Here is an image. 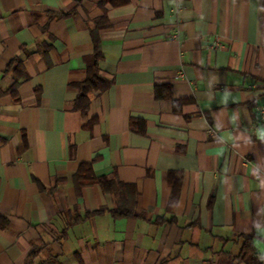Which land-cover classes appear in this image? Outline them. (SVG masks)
<instances>
[{
    "label": "crops",
    "instance_id": "0c3cea01",
    "mask_svg": "<svg viewBox=\"0 0 264 264\" xmlns=\"http://www.w3.org/2000/svg\"><path fill=\"white\" fill-rule=\"evenodd\" d=\"M242 234L264 261V0H0V264H248Z\"/></svg>",
    "mask_w": 264,
    "mask_h": 264
},
{
    "label": "trees",
    "instance_id": "16d2710c",
    "mask_svg": "<svg viewBox=\"0 0 264 264\" xmlns=\"http://www.w3.org/2000/svg\"><path fill=\"white\" fill-rule=\"evenodd\" d=\"M94 54L87 58V78L84 82L77 83L76 86L80 92L75 103V107L85 113L89 107L88 93L94 88L106 89L111 85V81L104 79L99 73V61L102 58V51L98 43L95 45ZM13 63L8 65L11 67ZM92 183H99L106 191L115 192L121 187L127 185L122 183L116 176L109 178L106 176L97 177L90 164H81L77 172V187L81 188ZM123 213V212H122ZM124 214V213H123ZM244 244L241 253L236 256L238 262L244 261L248 264H264L262 255L256 250L253 234H242ZM40 251H34L28 256L25 264H62L58 255H51L41 262H37Z\"/></svg>",
    "mask_w": 264,
    "mask_h": 264
},
{
    "label": "built area",
    "instance_id": "2783aa9c",
    "mask_svg": "<svg viewBox=\"0 0 264 264\" xmlns=\"http://www.w3.org/2000/svg\"><path fill=\"white\" fill-rule=\"evenodd\" d=\"M222 44H221V41H220V39L219 38H217L214 42H213V46H215V47H218V46H221Z\"/></svg>",
    "mask_w": 264,
    "mask_h": 264
}]
</instances>
